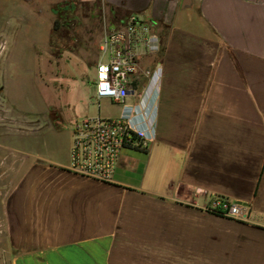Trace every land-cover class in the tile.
Returning a JSON list of instances; mask_svg holds the SVG:
<instances>
[{"label": "crops", "instance_id": "1", "mask_svg": "<svg viewBox=\"0 0 264 264\" xmlns=\"http://www.w3.org/2000/svg\"><path fill=\"white\" fill-rule=\"evenodd\" d=\"M71 1L98 2L109 28L130 15L151 24L157 47L140 50L116 105L143 106L153 138L121 150L112 180L98 181L67 170L72 126L88 117L68 113L86 103L80 78L34 118L0 106V144L25 146L0 149V264H264V0H4V13L36 14L32 27L51 30L54 74L69 38L49 19ZM215 195L249 221L204 211Z\"/></svg>", "mask_w": 264, "mask_h": 264}, {"label": "rangeland", "instance_id": "2", "mask_svg": "<svg viewBox=\"0 0 264 264\" xmlns=\"http://www.w3.org/2000/svg\"><path fill=\"white\" fill-rule=\"evenodd\" d=\"M2 2L4 0H0V6ZM66 5L64 15L49 19L59 35L61 33L67 40L69 38V41H64L61 45L55 44L58 48V64L62 69H59L57 74L50 71L51 65L46 55V41L51 30L47 26L32 27L36 14L4 13L0 9V52L4 50L0 60V87L8 88L10 92L7 94L10 105L7 102V105L1 104L3 99L0 96V106L8 116L21 118L23 114L30 119L35 117L36 112L44 111L45 104L51 103L60 107L58 104L66 97V93L61 92L62 88H66L65 82L74 83L78 78L82 81L80 88L87 95L86 103L68 109L69 114L80 110V117L100 115L103 118H116L122 115L119 105L105 98L98 102L94 95L92 96L95 90V65L99 56L98 42L103 31L109 28L102 6L96 1H71ZM63 23L66 27L61 26ZM76 25L78 28L71 29ZM66 56L69 58L68 63L72 62L80 68V77L66 73L74 70L66 65ZM71 59L73 61H70ZM85 66L88 69H85ZM61 111L65 112L64 108ZM57 112H60V109L54 111L53 115L58 116ZM13 125L19 132L18 123ZM17 140L12 139L6 142L5 146L0 144V149H23L24 144ZM1 257L0 253V260Z\"/></svg>", "mask_w": 264, "mask_h": 264}, {"label": "built area", "instance_id": "3", "mask_svg": "<svg viewBox=\"0 0 264 264\" xmlns=\"http://www.w3.org/2000/svg\"><path fill=\"white\" fill-rule=\"evenodd\" d=\"M156 47L151 24L136 15L105 30L98 42L94 98L98 102L105 98L115 104H124L140 50L153 51ZM151 75L155 84L158 77ZM152 138L153 122L140 105L125 107L124 113L116 118L97 115L79 119L72 126L67 170L82 177L110 182L121 150L145 151ZM202 209L241 221L250 219L247 207L223 196L210 197Z\"/></svg>", "mask_w": 264, "mask_h": 264}, {"label": "water", "instance_id": "4", "mask_svg": "<svg viewBox=\"0 0 264 264\" xmlns=\"http://www.w3.org/2000/svg\"><path fill=\"white\" fill-rule=\"evenodd\" d=\"M240 204V203H239Z\"/></svg>", "mask_w": 264, "mask_h": 264}]
</instances>
